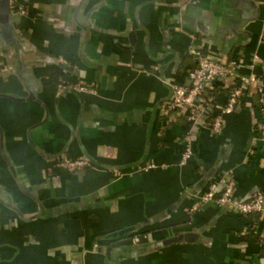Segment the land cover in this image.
Wrapping results in <instances>:
<instances>
[{
  "label": "crops",
  "instance_id": "crops-1",
  "mask_svg": "<svg viewBox=\"0 0 264 264\" xmlns=\"http://www.w3.org/2000/svg\"><path fill=\"white\" fill-rule=\"evenodd\" d=\"M16 3L27 12L0 15V264H264L259 214L189 211L223 174L238 200L264 191L260 82L217 134L232 76L196 122L164 107L190 84L193 50L264 81V0ZM81 156L92 164H62Z\"/></svg>",
  "mask_w": 264,
  "mask_h": 264
},
{
  "label": "built area",
  "instance_id": "built-area-1",
  "mask_svg": "<svg viewBox=\"0 0 264 264\" xmlns=\"http://www.w3.org/2000/svg\"><path fill=\"white\" fill-rule=\"evenodd\" d=\"M12 12L25 14V8L19 6L16 0H9ZM2 45L0 44V56L2 55ZM197 54V64L189 71V85H176L170 99L165 102V110L171 111L175 109L189 110L188 119L191 122H196L200 113L203 110V105L199 99L206 94L213 86L214 82L219 78L232 76L234 84L231 86L228 99L221 113H219L210 125L213 133H219L222 129L223 119L225 114H230L235 111L239 105L247 85L252 82H260L258 93L262 97L264 95V81L256 75H243L236 71V62L214 61L206 58L201 52L193 50ZM80 91L90 90L88 86L79 84L75 86ZM261 102L263 101L260 98ZM257 138L264 143V105H261V116L257 122ZM183 150L181 162L185 163L194 154L193 139L190 132H186L181 138ZM69 170H79L90 166L92 163L86 156H81L75 159H67L62 162ZM191 204L189 211L194 214L200 211L206 204L214 202L218 206L225 207L231 213L239 215L259 214L261 216L263 226L259 232V238L264 245V191L258 190L250 198L238 200L235 197V181L230 174H223L219 178L213 180L208 189L200 194L191 196Z\"/></svg>",
  "mask_w": 264,
  "mask_h": 264
},
{
  "label": "water",
  "instance_id": "water-1",
  "mask_svg": "<svg viewBox=\"0 0 264 264\" xmlns=\"http://www.w3.org/2000/svg\"><path fill=\"white\" fill-rule=\"evenodd\" d=\"M11 8H10V3L9 0H0V15L1 18L3 19V24L5 26H9L7 23L11 18ZM191 236L189 234H181V235H177L174 236L168 240H166L164 243H169V242H173V241H177V240H181V239H190Z\"/></svg>",
  "mask_w": 264,
  "mask_h": 264
},
{
  "label": "trees",
  "instance_id": "trees-1",
  "mask_svg": "<svg viewBox=\"0 0 264 264\" xmlns=\"http://www.w3.org/2000/svg\"><path fill=\"white\" fill-rule=\"evenodd\" d=\"M259 94V93H258ZM258 96H260V95H258Z\"/></svg>",
  "mask_w": 264,
  "mask_h": 264
}]
</instances>
